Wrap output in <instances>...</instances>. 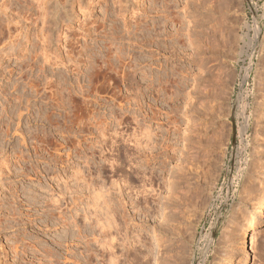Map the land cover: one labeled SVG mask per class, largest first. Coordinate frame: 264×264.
<instances>
[{"label":"rangeland","instance_id":"rangeland-1","mask_svg":"<svg viewBox=\"0 0 264 264\" xmlns=\"http://www.w3.org/2000/svg\"><path fill=\"white\" fill-rule=\"evenodd\" d=\"M149 1L142 0L139 4L148 8ZM229 1L233 44L226 58L221 47L216 61L211 63L205 57L195 62L188 46H184V49L174 43L173 47L168 42L165 52L153 49L156 57L149 58L147 65L153 66L151 68L154 78L159 71L158 75L165 73L168 78L178 76L179 81L171 88L173 93L176 92L175 95L168 92L165 97L142 99V102L153 107L152 111L149 110L152 117L144 113L145 109L148 110L146 104L139 117L143 121L140 120L142 127H147L151 135V148L144 149L134 145V138L137 139L139 134L143 142L144 132L139 131L141 129L138 130L132 122L134 100L126 95L132 91H127L124 87L125 85L131 89L137 85L136 81L116 83L112 79L99 80L102 83L98 81L93 86V90L97 92L89 100L93 101L95 98L93 102H96L90 100L87 108L82 110V102L78 98L74 99L75 103L70 104L72 107L76 104V108L80 104V109L78 114L75 113L77 109H73V116L77 115L78 119L76 116L73 119L71 115V140L70 146H66L62 118L66 112L65 105L69 106V103L65 104L61 91L63 86L66 89L72 87L70 89L73 92L80 85L87 88L86 57L81 56L80 67L71 63L65 67L43 64V58L40 57L31 68L30 59L34 57V45L38 42V26L35 24L37 2L0 0V264H37L38 258L43 264L49 263L40 254L32 252L31 244L36 242L37 246L51 248V241H58L59 236L63 238L61 236H64V229L60 226H51L49 230L43 228L41 207L44 197L47 199L50 195L59 194V188H62V192L67 186L69 191H65V199L62 197L60 199L63 201L58 202L61 209H64L67 203H71L70 200H74L72 197L80 196L79 178L82 174L79 175V171L85 174L84 182L89 186L85 187L82 196L85 199L82 203L90 213L88 219L92 218L89 222L92 223L96 216L94 211L99 212L101 206L106 207L105 204L113 212L111 213L119 231L115 233L112 229L110 233L114 237L119 264H238L241 252L235 244L234 231L250 211V202L257 193L264 166V158L260 155L264 144V0ZM113 3L114 0H93L89 14L86 18L81 16L80 22L85 20L83 23L86 22L91 28L94 20L101 22L104 11L111 18L115 17L116 6ZM178 3L180 4L175 7L174 12L181 17V25L185 24L181 28V34L186 35L184 45L191 44L192 38H197L192 29L200 30L198 26L203 19L191 5L192 2L189 1L187 5L181 0ZM3 4H6V8ZM147 15L149 23L152 15ZM117 18L122 27L127 25V31H131L132 28L128 25L132 26L133 19L130 15ZM108 24L106 22V29ZM174 24L168 22V32L173 29ZM77 26L66 30L69 38L74 34V38L79 35ZM69 38H65L64 43ZM78 38L79 43L74 45L75 52L79 51L84 41L89 45L94 39L92 36ZM98 42L102 43V40L98 38ZM67 49L68 47L62 48L64 56ZM158 53L160 56H157ZM77 58L76 54L74 59ZM157 61L163 63V71L157 66ZM137 73L135 79L140 81L141 73ZM181 76H186V79H180ZM154 80L153 85L156 86V79ZM27 82L37 85V95ZM139 83L138 86L141 85L144 89L145 83ZM177 87H180L179 91ZM18 95L22 96L23 107L14 99ZM52 95L57 97L58 102L50 99ZM111 97L119 99L118 103L114 99L116 108L112 110L110 107L114 103ZM25 98L29 99L28 113L23 110L26 105ZM126 98L129 102L133 101L129 103ZM117 104H121L123 110L118 109ZM114 109L115 113H112ZM17 110L22 115L19 124ZM93 114L96 119H91L94 118ZM79 120L89 123H86L88 132L85 131L87 133H84V138H80L76 131ZM7 128L8 136H4ZM17 128L25 137L26 143H23L22 136L16 132ZM41 131L46 132L52 139L49 138L51 146H47L48 155L52 154L49 156L58 161L57 165L44 159H34L32 156L31 137ZM100 132L103 136L99 135ZM80 144L81 147L85 145L83 156L86 153L87 164L80 154ZM18 152L23 153L27 159L20 164L16 159ZM67 153L71 156L66 165ZM95 193L104 196L97 201L98 196ZM76 202L74 204L78 207L74 204L69 207L72 208L74 216L75 208H79L77 215L81 208L79 200ZM14 211L18 215L12 216ZM77 215L75 219L79 220L82 214ZM98 234L96 228L93 234H88L87 239L83 240L84 245L72 238L73 247H69L71 250L68 254L70 257L64 260L66 254L59 250L56 262L96 264L95 259L98 258L101 263L102 253L95 241ZM156 235L160 238V248ZM249 235L250 264H264V222L260 227L251 230ZM22 238L25 243L31 244L22 246ZM85 242L90 244L93 253L92 255L90 252L92 257L87 263L85 258L89 252L83 249ZM94 255H97L95 259Z\"/></svg>","mask_w":264,"mask_h":264},{"label":"bare ground","instance_id":"bare-ground-1","mask_svg":"<svg viewBox=\"0 0 264 264\" xmlns=\"http://www.w3.org/2000/svg\"><path fill=\"white\" fill-rule=\"evenodd\" d=\"M34 1L37 2V6L36 7L34 6L36 8V10H35V8H34V10H35L36 16H37L35 19V22H36L35 24H37V26H38V33L36 35L38 37V42L34 45V48H36L34 57L30 59V62H32L30 65L31 68L36 65L37 59H39L40 57L43 58V64L44 63H51V64L56 65V66L62 65L65 67L66 64H68V63L74 64L75 66H79L80 64H82L81 56H84V58L86 57L85 63L88 66L86 71H85V73H87V74H85L86 79H87V83H88L87 88L84 89V87H81V85H80V87L78 86L79 87L78 89L74 88L76 91L73 92V90L70 89L72 87H67V89H66L63 86V88H62L63 90L61 91V93L63 95L60 93L62 95L63 101L66 102V103L65 102H63V103H65V104L69 103L68 104L69 106L65 105L66 106L65 107L66 112L64 113V115H63L64 117L62 118L63 122L65 124V125L63 124V126H65V128L63 127L62 133L64 135L63 138L65 139L66 146H68V145L70 146L69 140H71V139L69 136H70L71 130H72L71 129L72 127L70 128V124H71L70 122L73 121L75 116L78 119L77 115L73 116L74 110L76 108V104H75V106H73L74 108L70 104L71 103L73 104V102L75 101L74 99L78 98L77 100L80 99L82 102V103L80 102L82 104L81 105L82 110L87 108L86 105L91 100V99L89 100V98L95 97L94 94L96 95V93H94V92H97L96 90L95 91L93 90V86H95V84L99 80L105 81L107 79L106 81H108V79H109V81H110V79H112V80H114L113 82L116 81V83L117 82L125 83V82H128V80L136 81L137 85L136 86L134 85L135 87H132L131 89H130V87L128 88V86L126 87L124 85V87L127 88V91H130V90L132 91V93H128L129 95L126 93L125 94L127 95L128 98H130V99L132 98L134 100V101L133 100L130 101V102H132V101L134 102L133 105L135 107L134 109H132L133 110L132 111L133 113L131 114V115H133L132 116L133 117L132 122H134V124L138 128V130H139V128L141 129L139 131H142V133L144 132L143 142H142L141 138H139L140 134H139V137L137 136V139L134 136L135 137L134 138V145L137 146L138 148L148 149L150 147L149 143L151 140V135L149 132L150 130L147 129V127H145V126L142 127L143 126V125H141L142 119H139V117L141 116V112H142L145 104H146V106H148V110H146V109L144 110L145 111L144 113L146 115H149V112L153 110L152 109L153 107L151 106L152 107L151 108L148 105V103L142 102V99L143 98L145 99V97H146V99H148L147 97H159V98L165 97V95H167L168 92H171L172 94L175 95L176 92L173 93L171 91V88L176 84V82L179 81L178 76H176L174 78H168V76L165 75V73L162 75H158L157 73L159 71L158 72L156 71L157 73H155L156 76L154 78L152 68H151L153 66L147 65L149 58L153 59L154 56L156 57V55L154 54L155 51L153 52V49L155 48L156 51L160 52V50H162L163 52H165L168 49V42L170 45L172 44V46L174 43L179 44L181 48H184V46L185 47L188 46L189 48L188 47H186V48L191 49V51H192L191 57L195 62H196V60L198 61V59H202L203 57H205L206 60L209 63H211L214 60L216 61V58L218 56L217 55L218 50H220L219 47H221V49L223 50L224 56L226 58L228 51L231 47V44H233V43H231L233 38H231V27L232 26H231V21H230V16H229V13H230L229 11L231 10L230 9L231 6H230L229 0H184V2L187 5L189 4V1H190V3L192 2L193 4L191 3V5L194 6V9L196 8L195 10L199 13L200 16H202V19H203V22L201 21V24L200 25L198 24L199 25L198 27L200 28V30H198L196 28H195L196 30L192 29V32L194 31L196 33V36H197V38H194V39L192 38V42H193V43H191L192 45L187 44V43H186L187 45H184L186 35L184 36V34H181V32H182L181 28H182V25H185V24L181 25V23H182L180 20L181 17H179V14L177 15L174 12L175 7H178V5L180 4V3H178V1H181V0H178V1L177 0H150L149 4H148V8H147V6L144 8V7H142L144 5L141 6V4H139L140 1H142V0H114L113 5L116 6V7L114 6L116 8L115 17L113 16V18H111L109 16V14L107 13V11H104V14H103L104 18L101 20V22L97 23L94 20L92 22L93 26L91 28L89 27V25L86 22L83 23L85 20L84 21L82 20L80 22V19H81V16H83V18L87 17V15L89 14V10L93 4V0H34ZM186 4H185V6H187ZM3 6L6 8V4H3ZM185 6L183 8L184 10L186 8ZM30 7H31V5H30ZM194 9H192V10H194ZM104 10H107V9L105 8ZM196 11H193V12H196ZM146 12H147V14L149 13L152 15V17L150 16L151 22H149V23H148L149 16L146 14ZM144 14H146V16H143ZM126 15H130L133 19V21L131 22L132 26L128 25L132 28V29L130 28L131 31H129V32L127 31V25H123V27H124L123 28L121 23H118V18H117L118 16H121V18L122 17L124 18ZM182 21H183V19H182ZM106 22L109 23L107 25L108 29H106ZM168 22H170L171 24L175 23L173 29H175V28L176 29L175 30L172 29L173 31L169 30V32H168L167 31ZM122 23H123V21H122ZM77 24H78V26H77ZM124 24H127V23H124ZM118 25H121V26H118ZM74 26H77V28L79 30L78 36H80L82 38H86L87 36L94 37V39H92L93 42L91 44L88 43L89 45L85 44V41H84V44L81 45L78 52L77 51L75 52V47H74L75 44L79 43L78 36L76 38H74L75 37V34H74V36L72 38H69V36L66 35V30H68L70 27H74ZM178 26H180V30H179ZM80 31H81V33H80ZM187 34H189V33H187ZM65 38H69V39L64 43L63 40H65ZM98 38H100L102 40V43L98 42ZM74 40L76 41V43H73ZM189 40H191V39H189ZM64 47H68V49L66 51V56H64L63 51H62V48H64ZM180 52H182V51L180 50ZM76 54H77L78 58L74 59ZM157 56H160V54L158 53ZM157 66L159 68H161V70L163 71V67H164L163 63H161V62L159 63V61H157ZM68 68H69V66H68ZM40 69L42 70V66ZM137 72L141 73V76H140L141 80L140 79L139 80L141 82L145 83V85H146V86H144V89H142L141 85L138 86V83L140 81L135 79V74ZM60 75H61V73H60ZM65 77H67V76H65ZM83 77H85V76H83ZM86 79H85V81H86ZM154 79H156V86L153 85V81H155ZM180 79H186V76H181ZM112 80H111V82H112ZM63 82L64 83L66 82L65 79ZM99 82H101V81H99ZM99 85H101V84H99ZM112 85H114V83ZM131 85H132V83H131ZM177 85H180V83H178ZM103 86H105V85H103ZM103 86H102V88H103ZM16 87H17V85H15L14 88H16ZM109 87H111V86H109ZM29 88L31 90L33 89L34 94L37 95L36 94V92L38 91L37 85L29 84ZM178 88H180V87H177V90H178ZM118 95H119V93H118ZM123 95H124V93H123ZM98 96H99V94H98ZM21 97H22L21 95L20 96L18 95L14 98V99L18 100V102H19L18 105H20V106H22L21 105L22 104ZM115 97H117V96H115ZM122 97H124V96H122ZM56 98L57 97L52 95V98H50V99L52 101L54 100V102L57 100V102H58V99H56ZM94 99H93V101H94ZM111 99H113V98L111 97ZM114 99L117 100V103H118L119 99H117V98H114ZM114 99L111 101L113 103L114 102L116 103V101H114ZM25 101H26V103H25L26 105H24L23 110H25L28 113V111L30 109L29 99H26ZM111 101H109V102H111ZM51 102L49 100V103H51ZM95 102H93V103H95ZM120 102H122V101H120ZM127 102H129L128 99H127ZM115 103L112 107H110L111 110L113 108H116ZM51 104H53V102ZM57 104L59 105V103H57ZM57 104H55V105H57ZM60 104H62V103L60 102ZM121 104L120 105L117 104L116 106L118 109L123 110V107H121ZM79 105H78V107H79ZM130 106L131 105H129V107ZM78 107L76 108L77 111L75 110V113L79 112L80 107L79 108ZM17 109H20V108L18 107ZM88 109H89V107H88ZM18 112L19 113L17 115L18 116L17 119H18V124H19L20 118L22 115H21L20 110ZM112 113H115V109H114V111H112ZM71 115L73 116L72 120H71V118H72ZM113 115H115V114H113ZM151 115H152V113H151ZM151 115H149V117H152ZM88 117H90V116H88ZM93 117L94 118H91V119H96L95 115ZM104 119H106V117ZM112 119H114V117H112ZM143 119H145V118H143ZM150 119H152V118H150ZM48 120H49V118H48ZM87 120H88V118H87ZM124 120H126V119H124ZM96 122L99 123L100 121L96 120ZM119 122H121V121H119ZM50 123H52V122L50 121ZM86 123H88V122H84L82 120V121L78 122V125H76V126H79L76 131H77L80 138H84L85 134L88 132L86 130L88 128ZM106 123L107 122H105V125H106ZM99 124H101V123H99ZM117 124H118V122H117ZM58 126H56V127L58 128ZM92 126H93V124H92ZM99 126H101V125H99ZM104 126H103V128H104ZM18 127H19V125H18ZM95 127H97V126L95 125ZM98 128L99 127H97V129ZM8 130L9 129L7 128V132H6V134L4 133L5 134L4 136H8ZM17 130H18V128H17ZM57 130H59V129H57ZM85 131H87V132L85 133ZM99 131H100V129H99ZM16 132H18L20 134V136H22L21 139H23V143H26L27 141L25 140V137L23 136V134L19 130ZM101 132H102V130H101ZM101 132L99 135H102ZM45 133L46 132L41 131V132H37V133L32 135L31 140H30V143L32 146V152L31 153H33L32 156L34 157V159L35 158L37 160H39V159L43 160L44 159L45 161H49V162L54 163V165H57L58 161L53 156H49L51 153L48 155L47 146L50 145L49 144L50 143L49 142L50 137L48 135H46L47 133L46 134ZM72 136H73V133H72ZM79 137L77 136V138H79ZM50 140H52V139L50 138ZM28 143H29V141H28ZM30 143H29V145H30ZM81 143H83L82 140H81ZM142 143L143 144L145 143V144L140 146ZM85 145H86V143H85ZM79 146H80V148H79L80 154L82 155V157H84V163L86 161L85 164H87V158H85L86 153L83 156V154L86 150L84 151V148H83L84 146L81 147V144ZM64 149H66V147ZM47 155H48V158L46 157ZM260 155L263 156V158H264V144L262 145ZM70 156L71 155H69L68 153L66 154V158H68V159H66V165L70 161ZM25 157L26 156H23V153L18 152L17 156H16L17 163L20 164V162H22V160L24 161L26 159ZM61 164H62V162H61ZM34 167L35 166L32 167L33 170H35ZM22 172H25V170ZM79 173H78L79 175L82 174L79 178V182L81 181V183H80L81 191L79 189L80 194L77 193L78 195H80L79 197L77 195H75L74 197H72L74 200L73 201L70 200L71 203H69V204L67 203L66 207L64 209H61L62 206H60L61 204H59L60 200L65 199L63 197L65 195L64 193H66L65 191H67V190L69 191V189L66 186L64 188L65 190L61 192L62 188L60 189L59 188L60 186H59L58 187L60 190V192H58L59 194H56L57 196L54 194L50 195V197L47 199L44 197L45 200L43 201V205L41 207V210H42L41 211L42 212V214H41L42 219L41 220L43 221V224H42L43 228H46L49 230V229H51V228H49L51 226L52 227L60 226V227H62V229H64V231L62 230L64 232V234L62 233L64 236H61L63 238H60V236H59L58 241H56L57 239L51 241L52 242L51 248L46 247V246L45 247L44 246L43 247L37 246L36 242L32 243V244H31V242L25 243L24 238H22L20 240V243L22 246L23 245L27 246V245L31 244L32 252H36L37 255L38 254L41 255L40 257L47 259L49 262L48 264H56V263L59 264L60 262L59 263L56 262V259H57L58 254H59L58 253L59 250L63 251L66 254V256H64V260H66V258L69 256L68 254H70L71 249H69V247L72 246L71 245L72 240L74 239L78 242H82V244H83V242H84L83 240L87 239L86 237H88L87 235L93 234L95 229L97 228L98 232H99V234H98L99 237L95 241H96V244L98 245V247L100 248V251L102 253L101 263L102 264H119V259H118V256L116 254V249H115L116 245L114 243V237L112 236V233H110L112 229L115 233H117L119 231V227H118V225H116V222L114 220V215L112 216L113 212L110 211L111 209L108 206V204L103 203L106 205V207L103 205L105 207V209H104V207L102 208V206L100 208H99V206L97 207L96 205L99 204V203H97L95 206L97 207V209L99 208V212H98V210L94 211L96 216H94L93 220H95L96 217H98V218L101 217L100 218L101 220L96 218V220L94 222H93V220H92V223L89 222L90 219H92V218L88 219V217H90V213H89V211H87V208H85V205L82 203L83 200H85L84 198L82 199L83 191H84L85 187L88 188L89 186H87L86 181L84 182V178H85L84 175L85 174L83 175V173H81L80 171H79ZM79 175H78V177H79ZM78 177H77V179H78ZM75 193H76V191H75ZM96 193H95V195H96ZM100 194H101V192H100ZM100 194L96 195V197L98 196L97 201L100 200V198H103V196H104V195H100ZM73 195H74V193H73ZM193 195L195 196L196 194H193ZM76 196L78 197V200L80 203V204L78 203L79 207H81L80 211H78L82 214V215H80V213H79L80 216L77 215V210L79 208L78 209L75 208V211H76L75 216L72 214V211H71L72 208L69 209L71 204H74V202L77 203L76 201H78V200L76 199L77 198ZM69 197H71V196H69ZM60 198H62V199H60ZM68 199H70V198H68ZM103 201H105V199ZM74 205L77 206V204H74ZM83 205H84V207H83ZM85 209H86V212H85ZM73 212H74V210H73ZM15 215H18V214H17V212L14 211L12 216H15ZM76 215L79 216V220L75 219ZM263 222H264V166H263L262 174L260 176V180L258 183L257 193L255 194V196L252 198V200L250 202V211H249L248 215L245 216L241 220L238 228L235 229V231H234V235L236 236V243L235 244L237 246V249H239L241 252L238 264H250L251 248H250V245L248 242V238L250 236L249 234H250L251 230L260 227L263 224ZM42 226H41V228H42ZM72 229L74 230V232ZM70 230H72V231L70 232ZM49 238H51V237H49ZM155 238H157L156 241L158 244V248H160V246H159L160 238L158 235H156ZM49 241H50V239H49ZM86 243L87 242H85L86 248H84L85 247L84 246L83 249H85L86 252H89V255L88 256L86 255V258H85V261L87 263L88 261L91 260L93 253L89 247L90 244L87 245ZM16 248L18 249L19 246ZM23 252L24 253L26 252L25 247L23 249ZM90 252L92 255L90 254ZM98 255H100V254H98ZM96 257H97V255L93 256L94 259ZM37 258H38V256H37ZM97 259L98 258L95 259V261L97 263L93 260L96 264H98L100 261ZM38 260L39 261H37V264H43L40 261L41 260L40 258H38ZM75 262H77V261H75ZM101 263H99V264H101ZM64 264H66V262Z\"/></svg>","mask_w":264,"mask_h":264}]
</instances>
